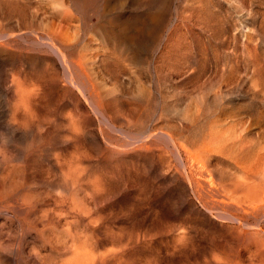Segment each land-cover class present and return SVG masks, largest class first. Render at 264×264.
I'll return each instance as SVG.
<instances>
[{"label": "rangeland", "instance_id": "1", "mask_svg": "<svg viewBox=\"0 0 264 264\" xmlns=\"http://www.w3.org/2000/svg\"><path fill=\"white\" fill-rule=\"evenodd\" d=\"M114 1L128 5L126 0ZM157 1L150 0L145 25L128 19L125 32L134 45L128 50L108 39L107 32L124 23L109 14L115 10L111 5L102 6L100 19L75 9L72 0H0V8L14 9L0 14V30L14 34L17 42L31 41L34 30L50 29L59 40L73 41L74 55L80 49L75 39L82 40L85 59L80 112L76 87L68 84L67 94H54L55 88L43 94L38 84L33 128L45 147L31 157L23 154L16 163L9 155L11 143L0 134V176L17 164L21 187L19 193H0V198L11 202L27 194L46 209L59 196L86 193L89 206L122 243L133 238L135 243L137 236L161 229L164 240L185 231L196 243L199 261L213 257L223 263L238 246L224 226L229 221L206 210L194 192L188 153L203 148L209 168L227 184L241 173L235 161L245 156L243 166L264 185V0H169L166 8ZM163 14L165 35L152 47V25ZM149 15L154 18L148 21ZM141 38L149 47L138 52ZM22 56L7 73L13 69L48 75L56 66L66 84L57 53L40 46ZM77 122L83 146L73 140L64 149L67 129L75 130ZM26 125L22 152L29 143ZM39 245V238L25 233L21 222L0 211V264L18 251L19 264H30ZM144 245L130 253L131 260L152 262L156 254H150L151 244ZM155 263L171 264L157 257Z\"/></svg>", "mask_w": 264, "mask_h": 264}, {"label": "bare ground", "instance_id": "2", "mask_svg": "<svg viewBox=\"0 0 264 264\" xmlns=\"http://www.w3.org/2000/svg\"><path fill=\"white\" fill-rule=\"evenodd\" d=\"M126 1L128 2L127 6L118 5L114 0H72V4L80 12L85 14L92 12L100 19L102 18V6L111 5L115 10L109 14H114L116 19H123L124 23H117L113 26L115 31L107 32L108 39L110 42H114L113 44L124 46L129 50L134 45H132L133 41L131 44L128 43L125 32L129 29L128 19L134 18L139 20L141 25H145L147 18L145 19L143 16L146 15L152 4L150 0ZM160 1L166 8L169 0ZM13 10L12 7L4 9L1 6L0 14H10ZM164 14L162 19L152 25L155 29L150 36L152 47H156L165 35L167 22L165 23L166 14ZM152 16L149 15L150 18L147 16L148 21ZM32 34L35 36L30 39L31 41L24 40L25 43L21 44L14 39V34H7L0 30V134L11 143L9 155L16 163L21 160L23 154L31 157L41 147H45V140L35 139L33 128L34 107L40 93L38 84L42 86L43 94H48L51 88H55L54 94L57 92L58 94H67L68 84L76 87L78 93L75 94V99L79 112L83 107L81 96L85 92V59L81 52L82 40L75 39V45L76 47L80 46V49L77 50V55H74L71 52L73 41L59 40L53 36L50 29H37L32 31ZM147 42L145 38H141L137 42L135 50L141 52L148 48ZM40 46L58 54L66 84L61 79L56 66V70L48 75H36L32 71L22 74L21 71L13 69L7 73V67L21 60L22 54L35 51ZM23 58L27 64L32 63L31 57L26 55ZM44 79L48 83L50 79L52 81L48 84L44 83ZM25 125L29 127V143L22 152L20 146L21 140L26 135L23 130ZM77 125L75 130L71 127L67 129L63 143L64 149L73 140L77 147L83 146L84 133L80 122H77ZM169 139L175 143L172 137L169 136ZM92 141L96 147L99 145L100 140L97 132L92 137ZM203 152L204 149L200 147L189 151V156L193 158L189 166V178L193 190L204 208L216 215L217 218L229 221V224L226 223L224 226L232 231L234 234L232 239L238 247L235 254H227L226 261L223 263L217 262L220 259H213L212 256L210 259L204 257L203 261L200 259V262L196 254V243L191 241L190 237L192 236L189 237L185 231L172 234L170 240L168 238H166L168 240H164V230L161 229L154 234L146 232L140 237L137 236L135 243L133 236L132 243L129 241L122 243L124 240L121 241V237L104 224L97 210L89 206V198L86 193H68L59 196L51 205L54 207L49 206L46 209H40L39 201L27 194L13 197L11 202L3 201L0 198V211L2 215L13 217L19 223L21 222L25 233L30 232L39 238L40 245L30 255V264H141L142 259L131 260L130 253L133 254L137 250L142 251L144 244L146 246L151 244L152 252L150 251V254H156L153 256L154 259L155 257L166 258L171 264H264V185L256 174L249 172L243 166L245 156H241L235 161V165L241 173H236L235 179L233 178L227 184L218 179L211 171L208 159L203 158ZM57 160L59 161V158ZM19 173V166L14 164L4 176H0V193H19L21 191ZM168 227L170 228V226ZM102 229H104L103 232ZM175 229L177 228L175 227ZM171 230L168 229L169 232ZM137 257L139 258V256ZM142 258L145 261V257ZM19 259L20 252L18 251L14 257H4V264H19ZM154 259L152 258V264ZM147 260L145 262L149 264L150 259ZM161 261L163 262V260Z\"/></svg>", "mask_w": 264, "mask_h": 264}]
</instances>
